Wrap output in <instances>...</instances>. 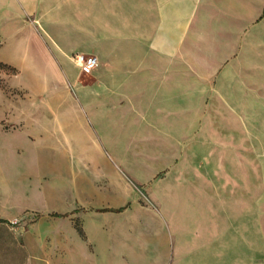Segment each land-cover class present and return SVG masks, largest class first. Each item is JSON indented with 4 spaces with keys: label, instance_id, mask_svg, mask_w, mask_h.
I'll return each instance as SVG.
<instances>
[{
    "label": "crops",
    "instance_id": "1",
    "mask_svg": "<svg viewBox=\"0 0 264 264\" xmlns=\"http://www.w3.org/2000/svg\"><path fill=\"white\" fill-rule=\"evenodd\" d=\"M0 75V264H264V0H0ZM154 154L191 243L126 178Z\"/></svg>",
    "mask_w": 264,
    "mask_h": 264
},
{
    "label": "rangeland",
    "instance_id": "2",
    "mask_svg": "<svg viewBox=\"0 0 264 264\" xmlns=\"http://www.w3.org/2000/svg\"><path fill=\"white\" fill-rule=\"evenodd\" d=\"M67 65V66H66ZM66 75L62 73H51V74H36L34 75V83L36 85H40L44 81V76L51 78L52 81V88L45 93L42 92L38 94V97H60V86L64 83V81H67L68 83V94L67 96L69 98L76 97V91H75V78L74 75L76 74V69L71 64H65L64 66ZM75 73V74H74ZM67 77V78H66ZM74 79V80H73ZM5 78L0 75V88L5 89ZM6 91V90H5ZM19 96L24 97L22 91H19ZM55 112H59V105L53 104L52 105ZM132 146L133 147H142L147 148L150 146L149 139L140 138V137H134L132 138ZM161 155L154 154L148 156V162L150 165L154 164L156 168L153 171L149 172V175L147 176V179H144L143 183H139L136 180L135 173H139L137 170H132L131 175H126V178L129 179L133 184V194L134 197L138 200L139 204L146 208L151 209H157L162 210L166 215H179V217H171L172 220L176 221L179 220L180 226L183 231H181L178 234L179 240L181 238H184L186 240H189L191 243V210H203L204 204L202 201L197 202H191V185L181 187V191H185V194H179L164 197L165 199L162 202L161 200H157L158 197H156V184L158 183V180L160 178L166 177L167 170L159 168L160 161L159 158ZM132 163L134 164L137 160H140V156L137 154H132ZM180 160L185 163V168L179 169V177L184 179H191V154L183 155L181 154ZM80 165V164H79ZM78 166V165H77ZM86 169V168H85ZM88 170H84V177L88 176ZM180 188V187H179ZM189 189V191H188ZM168 219V218H167ZM186 227V228H185ZM183 232V233H182ZM246 260V251H245V258Z\"/></svg>",
    "mask_w": 264,
    "mask_h": 264
},
{
    "label": "built area",
    "instance_id": "3",
    "mask_svg": "<svg viewBox=\"0 0 264 264\" xmlns=\"http://www.w3.org/2000/svg\"><path fill=\"white\" fill-rule=\"evenodd\" d=\"M71 59L80 71L91 70L98 64L95 56L85 55L83 53H75L71 56ZM22 220L21 218L14 219L11 224L18 225Z\"/></svg>",
    "mask_w": 264,
    "mask_h": 264
}]
</instances>
